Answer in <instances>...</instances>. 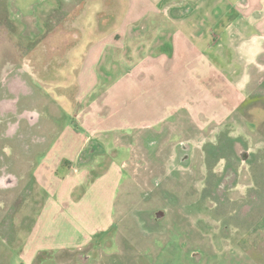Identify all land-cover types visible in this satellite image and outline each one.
<instances>
[{"label": "rangeland", "instance_id": "obj_1", "mask_svg": "<svg viewBox=\"0 0 264 264\" xmlns=\"http://www.w3.org/2000/svg\"><path fill=\"white\" fill-rule=\"evenodd\" d=\"M85 1L0 0V120L48 135L0 140V264H264V50L241 86L132 0H88L79 45Z\"/></svg>", "mask_w": 264, "mask_h": 264}, {"label": "crops", "instance_id": "obj_2", "mask_svg": "<svg viewBox=\"0 0 264 264\" xmlns=\"http://www.w3.org/2000/svg\"><path fill=\"white\" fill-rule=\"evenodd\" d=\"M87 1L88 0L85 1L84 7L80 8L79 12L71 18L72 28H74V31L76 32L75 39L79 45H83L87 33L86 27L83 25L85 17L84 8ZM132 1L143 2L145 7H148L151 14L153 16L155 15L154 17L164 18L165 20L179 25L181 30L178 31L176 36L178 39H181L180 45L183 46L184 51L188 50V48L191 50L201 49L197 52V56L200 57L204 56L202 51L212 48L215 52V55L212 56V58L216 59V65H218L217 59H221L226 63L231 60V63L235 64V66H239L238 70L236 69L231 72L233 78L231 81L239 82L241 83V86L247 82V73L249 68L252 67L251 64L253 63L255 56L260 54L261 50H264V0ZM73 2H76V0H73ZM190 20H192V23H190ZM188 24H191V28H186V25ZM187 34H189L190 37H187ZM205 35L211 37V42L204 41V38L206 37ZM121 37L122 34L119 31H115L113 34L104 37L96 36L95 38L99 39L101 44H105V47L116 49L118 51L117 53L121 54V57H124L123 52L126 42H133L136 47L134 46L131 49L136 50L142 45V42H139L140 39L138 38L132 37L131 40L126 41ZM97 39L89 41V43H91L89 48L95 49L98 46L94 43ZM189 39H193V42L195 43V45H192L193 49L190 47L192 42H190ZM129 46H131V44ZM220 71H224V69L221 68ZM44 135H46V133H44ZM45 137V142H47L48 135ZM43 143L44 141H42L41 144ZM0 242L3 244L2 247L0 244V258H6V249L8 248L9 251L12 252L11 248L13 249V245L20 241L9 235L6 238L0 236ZM63 249L65 248H61L59 251L50 254L48 257L55 260L56 264H60L57 258H60L61 255L57 254H60ZM39 254V251L37 253L32 252L28 254L27 252L26 254H21L23 259H25V263L21 262L20 264H33L34 258L38 257ZM70 254H72L73 258L71 264H77L74 258L80 253L70 250ZM82 256L84 260L87 261L86 263L90 264L92 254L85 252ZM41 262H43V260H40L39 264L44 263Z\"/></svg>", "mask_w": 264, "mask_h": 264}, {"label": "flooded vegetation", "instance_id": "obj_3", "mask_svg": "<svg viewBox=\"0 0 264 264\" xmlns=\"http://www.w3.org/2000/svg\"><path fill=\"white\" fill-rule=\"evenodd\" d=\"M75 37H76V32L75 31H72L71 32V35H70V38H75ZM7 80H8V78H4V81H7ZM22 93H23V96H20V98L21 97H24V95H26L27 92L26 91H22ZM20 107H26V105L22 104ZM5 109H7V108H5ZM5 109L3 108L2 111H4ZM13 114L15 115L16 112H13ZM2 117H3V115H2ZM0 121H1L0 124L2 126H5V125H3L4 124L3 122L5 121V119L3 118V120H0ZM7 122H9V123H7ZM7 122H6L7 126H5L3 133L0 134V140H2V139H10V138L13 139L14 138V141H16V144H19V143H21V141L24 142L27 138L28 139L30 138L31 141H32V143L34 142V145L35 146L38 143L42 142V140L43 141L46 140V137H45L44 133H42V131H38L37 128H34L33 126H28L25 123L26 126L25 125H24L25 127H22L21 126V130L18 131L16 129V130H13L12 131L11 130L12 129L11 119L8 120ZM32 133H35L36 134V138H34L35 140H32V137H33ZM42 136H44V137H42ZM28 139L26 141H28ZM19 145L21 146V144H19ZM3 158H6V157H3ZM7 168H8L7 167V164L6 165L0 164V192H2V193H5L10 188L9 186H6V180H7V176H8V172H9Z\"/></svg>", "mask_w": 264, "mask_h": 264}]
</instances>
